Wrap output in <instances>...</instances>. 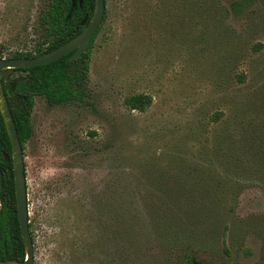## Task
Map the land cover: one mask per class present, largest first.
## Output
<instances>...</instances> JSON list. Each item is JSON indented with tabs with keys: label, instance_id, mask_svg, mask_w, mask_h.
I'll list each match as a JSON object with an SVG mask.
<instances>
[{
	"label": "rangeland",
	"instance_id": "rangeland-1",
	"mask_svg": "<svg viewBox=\"0 0 264 264\" xmlns=\"http://www.w3.org/2000/svg\"><path fill=\"white\" fill-rule=\"evenodd\" d=\"M48 1L0 0V58L40 42ZM256 10L251 20L230 16L243 39L225 40L217 26L193 27L186 3L106 0L85 101L35 98L24 149L34 264H98L70 253L98 244L116 252L115 218L136 237L128 252L138 264H179L186 250L204 264H264L263 180L216 196L202 175L218 126L210 116L264 90V8ZM137 93L153 98L146 112L124 104ZM213 200L235 211L211 215L194 204ZM124 238L118 245L127 247Z\"/></svg>",
	"mask_w": 264,
	"mask_h": 264
},
{
	"label": "trees",
	"instance_id": "trees-1",
	"mask_svg": "<svg viewBox=\"0 0 264 264\" xmlns=\"http://www.w3.org/2000/svg\"><path fill=\"white\" fill-rule=\"evenodd\" d=\"M159 2L167 6L186 3L190 8L189 22L193 27L199 25L217 26L225 40L239 36L241 41L243 39L241 35L227 25L228 18L230 16L235 18L248 16L251 20L252 15L257 12L256 7L264 8V0H230L229 7L224 4V0H159ZM95 7L96 0H49L46 9L40 16L42 26L40 42L32 50L15 52L9 58H34L63 46L86 28L94 15ZM85 20L86 22H84ZM100 29L101 26L97 34ZM205 33L209 34V31ZM97 34L88 53L76 61L69 62V54L43 66L11 69L3 72L4 90L23 149L32 137L31 117L36 97H43L51 105L85 101L91 49ZM262 49L263 44L254 45L255 51L258 52ZM7 72L12 73L14 77L5 76ZM237 79L239 83L243 84L247 81V76L245 73H241L237 75ZM152 102V96L147 93L131 94L124 100V104L129 110L140 113L146 112ZM210 120L218 125L214 130L212 148L203 154L208 158V168L202 171V175H206L207 181L212 182V184H207L211 189L210 194L213 193L216 196L223 193L238 194L243 186L236 183L243 180L258 181L256 179H261L264 183V90L259 89L256 92L251 91L244 94L237 104L215 112L210 116ZM4 154L9 156V162L5 161ZM0 164L3 171V185L0 186V260L24 261L26 250L17 213L12 145L1 111ZM197 169L195 167V171ZM199 170L201 171V169ZM207 194L209 193L207 192ZM213 201L215 203L196 202L194 204L199 211L203 210L211 215L222 210L235 211L236 203L227 204L225 207L221 204L222 201ZM118 225H121V221L115 218L109 226L110 231L113 228L112 233L110 232V241L117 244L116 252L112 251L109 254L98 244L97 252L93 247L88 248L85 252L70 247L73 248L70 254L75 257L78 254L82 255V258L86 257L88 261L94 259L98 264H106L109 258L112 259L109 260V264L111 262L112 264H138L134 252H128L129 248L137 246L136 237L122 234L119 231L121 227ZM123 238L125 242H129V246L118 245ZM74 244L70 246H74ZM179 262V264H204L198 262L195 254L190 250L183 252Z\"/></svg>",
	"mask_w": 264,
	"mask_h": 264
},
{
	"label": "water",
	"instance_id": "water-1",
	"mask_svg": "<svg viewBox=\"0 0 264 264\" xmlns=\"http://www.w3.org/2000/svg\"><path fill=\"white\" fill-rule=\"evenodd\" d=\"M106 13V0H96L95 12L86 28L75 38L57 48L56 50L34 58H0V111L4 119L12 145L13 177L15 183V195L17 201V213L21 228L22 238L26 250L24 261L0 260V264H34V243L30 232L29 205L27 193V175L25 166L24 149L19 138L17 126L13 118L12 110L6 96L2 74L5 70L19 68H34L50 64L70 54L68 61L78 60L87 54L92 41L97 34ZM86 22V20L84 21ZM6 162L9 156L4 154ZM3 185V171L0 164V186Z\"/></svg>",
	"mask_w": 264,
	"mask_h": 264
}]
</instances>
